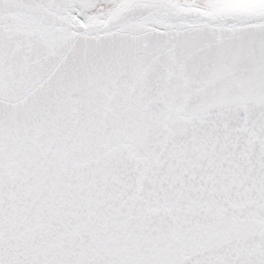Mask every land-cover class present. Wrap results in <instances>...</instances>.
I'll return each mask as SVG.
<instances>
[{"label":"snow or ice","instance_id":"1","mask_svg":"<svg viewBox=\"0 0 264 264\" xmlns=\"http://www.w3.org/2000/svg\"><path fill=\"white\" fill-rule=\"evenodd\" d=\"M0 264H264V0H0Z\"/></svg>","mask_w":264,"mask_h":264}]
</instances>
